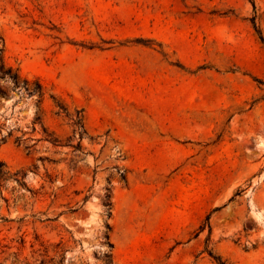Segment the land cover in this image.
<instances>
[{"label":"rangeland","instance_id":"obj_1","mask_svg":"<svg viewBox=\"0 0 264 264\" xmlns=\"http://www.w3.org/2000/svg\"><path fill=\"white\" fill-rule=\"evenodd\" d=\"M0 37V264H264V0H0Z\"/></svg>","mask_w":264,"mask_h":264},{"label":"crops","instance_id":"obj_2","mask_svg":"<svg viewBox=\"0 0 264 264\" xmlns=\"http://www.w3.org/2000/svg\"><path fill=\"white\" fill-rule=\"evenodd\" d=\"M150 191H154L157 195H160L159 191H155V190H150ZM161 222L158 219L155 223H154V228L152 229V231L154 232H159L160 230V226H161ZM165 245L164 243H158L157 246L154 249L155 255H153L156 259H158L159 257H163L164 253H165ZM119 264H135L134 262L130 261L127 257H124L123 259L119 260Z\"/></svg>","mask_w":264,"mask_h":264},{"label":"trees","instance_id":"obj_3","mask_svg":"<svg viewBox=\"0 0 264 264\" xmlns=\"http://www.w3.org/2000/svg\"><path fill=\"white\" fill-rule=\"evenodd\" d=\"M0 40H1V37H0ZM260 40L264 43V40H263L262 37H260ZM2 168H4V164L0 163V179H2V178L5 176V173L3 172V169H2ZM18 174H20V173H18ZM18 174H17V175H18ZM23 176H24V175H21V179H22ZM21 179H19V180L17 179V183L23 185V184L21 183ZM109 264H113V259H112V257L110 258Z\"/></svg>","mask_w":264,"mask_h":264}]
</instances>
